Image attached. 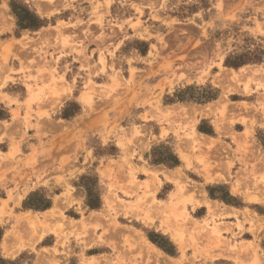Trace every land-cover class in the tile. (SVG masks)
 Segmentation results:
<instances>
[{
    "label": "rangeland",
    "instance_id": "rangeland-1",
    "mask_svg": "<svg viewBox=\"0 0 264 264\" xmlns=\"http://www.w3.org/2000/svg\"><path fill=\"white\" fill-rule=\"evenodd\" d=\"M0 229L15 264H264V0H0Z\"/></svg>",
    "mask_w": 264,
    "mask_h": 264
},
{
    "label": "trees",
    "instance_id": "trees-1",
    "mask_svg": "<svg viewBox=\"0 0 264 264\" xmlns=\"http://www.w3.org/2000/svg\"><path fill=\"white\" fill-rule=\"evenodd\" d=\"M11 7L13 9V12L15 13L17 19H18V26L20 27V29L22 30H33L36 31L38 29H40L42 26H44V22L38 17L36 16L34 13H32L31 11L25 9V8H19L18 6H16L15 4H11ZM256 61L260 62L261 58L257 59ZM247 62L246 59H243V56H236V57H230L226 60V65L229 67H234V68H239L242 65H244ZM183 93V92H180ZM176 98L179 101H184L185 98L182 96V94L180 95H176ZM214 99V97L208 96L207 100H212ZM160 163H164L166 165H168L169 167H175L179 165V160L174 156V155H170V157H168V159H162L158 162ZM37 197V194H32L30 196V204L27 205V203L25 204L26 208H30V209H36V210H44L47 209L49 207V204L47 201H41V203H34V198ZM225 199V198H222ZM88 206L91 209H98L100 207V201L98 199H94L93 201L91 200V191L88 190ZM3 232L0 229V241L2 238ZM150 239L153 243H155L156 245H158L161 249H163L164 251H166L167 253H172L170 250H168L166 248V246H164V244L156 241V239L152 236H150ZM173 254V253H172ZM0 264H15L14 262H9V261H5L4 259H2L0 257Z\"/></svg>",
    "mask_w": 264,
    "mask_h": 264
}]
</instances>
